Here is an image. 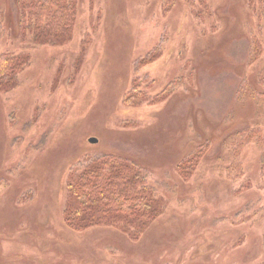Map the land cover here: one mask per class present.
Instances as JSON below:
<instances>
[{
	"label": "rangeland",
	"instance_id": "rangeland-1",
	"mask_svg": "<svg viewBox=\"0 0 264 264\" xmlns=\"http://www.w3.org/2000/svg\"><path fill=\"white\" fill-rule=\"evenodd\" d=\"M74 1L72 35L38 45L0 0V54L29 61L0 84V264H264L262 151L242 135L264 129L251 96L264 52L247 62L256 1ZM106 153L140 168L161 205L139 238L65 224L71 168Z\"/></svg>",
	"mask_w": 264,
	"mask_h": 264
},
{
	"label": "trees",
	"instance_id": "trees-1",
	"mask_svg": "<svg viewBox=\"0 0 264 264\" xmlns=\"http://www.w3.org/2000/svg\"><path fill=\"white\" fill-rule=\"evenodd\" d=\"M173 3V0H167ZM258 4L256 14L263 24L259 36L254 35L248 64L252 65L264 52V0ZM194 4L195 0H187ZM18 8V29L24 36H30L38 45L56 44L68 39L78 18L74 0H16ZM207 8V5L205 6ZM1 29V26H0ZM2 30V29H1ZM260 36L262 38H260ZM24 54H0V84L16 85L18 74L28 65ZM257 82L264 86V63ZM250 92L247 79L235 94L237 103L243 102ZM136 89L131 98H137ZM252 98L264 106V91L252 89ZM245 142L256 141L261 149L264 163V129L255 127L244 131ZM207 143L199 144L187 158L185 171H190L203 155ZM180 167L181 166L180 164ZM188 167V168H187ZM264 171V169H263ZM66 183L68 194L77 201L65 209V224L71 229H84L99 224L117 227L132 238H139L161 212L160 203L153 197V189L147 185V175L126 157L115 153L89 157L78 169L70 171ZM187 175V172L182 173ZM189 174V173H188Z\"/></svg>",
	"mask_w": 264,
	"mask_h": 264
},
{
	"label": "water",
	"instance_id": "water-1",
	"mask_svg": "<svg viewBox=\"0 0 264 264\" xmlns=\"http://www.w3.org/2000/svg\"><path fill=\"white\" fill-rule=\"evenodd\" d=\"M92 142H96L97 140L96 139H91Z\"/></svg>",
	"mask_w": 264,
	"mask_h": 264
}]
</instances>
